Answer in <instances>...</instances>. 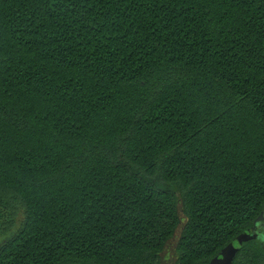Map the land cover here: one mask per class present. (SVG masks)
I'll return each instance as SVG.
<instances>
[{"label":"trees","instance_id":"obj_1","mask_svg":"<svg viewBox=\"0 0 264 264\" xmlns=\"http://www.w3.org/2000/svg\"><path fill=\"white\" fill-rule=\"evenodd\" d=\"M264 264V0H0V264Z\"/></svg>","mask_w":264,"mask_h":264},{"label":"water","instance_id":"obj_2","mask_svg":"<svg viewBox=\"0 0 264 264\" xmlns=\"http://www.w3.org/2000/svg\"><path fill=\"white\" fill-rule=\"evenodd\" d=\"M254 231L255 228H252L238 235L212 258L210 264H233L243 243L256 236Z\"/></svg>","mask_w":264,"mask_h":264}]
</instances>
